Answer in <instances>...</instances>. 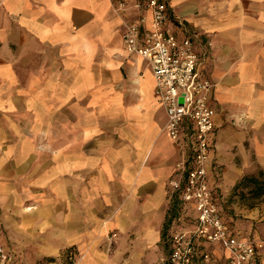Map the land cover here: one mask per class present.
Wrapping results in <instances>:
<instances>
[{
    "label": "crops",
    "instance_id": "1",
    "mask_svg": "<svg viewBox=\"0 0 264 264\" xmlns=\"http://www.w3.org/2000/svg\"><path fill=\"white\" fill-rule=\"evenodd\" d=\"M167 1L173 22L199 36L213 83L207 168L221 194L264 169V0ZM117 2L0 0V244L14 264L66 248L79 264H160L174 198L195 222L169 186L184 152L152 72L122 42L139 12ZM242 217L230 230L264 239V200Z\"/></svg>",
    "mask_w": 264,
    "mask_h": 264
},
{
    "label": "built area",
    "instance_id": "2",
    "mask_svg": "<svg viewBox=\"0 0 264 264\" xmlns=\"http://www.w3.org/2000/svg\"><path fill=\"white\" fill-rule=\"evenodd\" d=\"M117 4L120 10L139 12L136 21L123 22L122 42L128 52L148 63L154 95L166 112L165 130L184 152L169 186L178 193L180 203L196 211L194 237L180 247L181 237L173 236L171 263L187 264L196 239L197 245L205 242L222 249L224 264H258L262 243L230 230L219 208L218 192L209 184L207 164L215 130L214 111L209 106L213 83L199 69L203 57L194 48L199 36L173 22L167 0H135L132 4L118 0ZM209 257L202 254L203 261ZM0 264H14L12 254L1 244Z\"/></svg>",
    "mask_w": 264,
    "mask_h": 264
},
{
    "label": "rangeland",
    "instance_id": "3",
    "mask_svg": "<svg viewBox=\"0 0 264 264\" xmlns=\"http://www.w3.org/2000/svg\"><path fill=\"white\" fill-rule=\"evenodd\" d=\"M222 173L223 170L216 168L213 163L211 171L212 181L214 180L216 184L218 183V181H221V177L224 176ZM210 181L211 178H209V182ZM233 187L234 186L229 187V191H224L222 188L220 189L223 216L227 224L229 223L231 225L235 224L234 222L237 218L245 220V218L242 217V214H244L245 210L252 207H258L261 204L262 200H264L262 198L252 197L248 193V189L235 190L233 189ZM194 228L195 222L192 212L188 211V209L184 210L183 207H181L180 204L177 203L175 217L171 223L169 232L167 233L168 235L165 245L167 246V248L171 249L173 244V236H177L178 238L181 237L179 239V245H181L180 247L186 246L188 240L194 237ZM191 241L193 242V240ZM194 241L195 242L192 245L194 249H192L190 261L187 264H221L213 254V250L217 249L215 246H212L205 242H201L197 245L196 239ZM259 241L262 243L259 249L261 260L262 257H264V239H259ZM204 253L209 254V261H203L202 254ZM80 260L81 259L79 256V251H77L75 248H66L60 249L50 256L36 257L30 262H16L15 264H79ZM19 261L21 260L18 258V262ZM160 264H172L170 261L169 252H163V259H160Z\"/></svg>",
    "mask_w": 264,
    "mask_h": 264
},
{
    "label": "trees",
    "instance_id": "4",
    "mask_svg": "<svg viewBox=\"0 0 264 264\" xmlns=\"http://www.w3.org/2000/svg\"><path fill=\"white\" fill-rule=\"evenodd\" d=\"M233 189H248V193L252 197L264 199V169H257L255 173L243 176L233 187ZM218 203L221 213L223 214V208L221 203V195L218 193ZM178 200L174 198L171 202V207L168 211L167 217L165 219L163 230L161 233V238L163 241L167 239V230L170 226L172 219L175 217L176 204ZM171 253V249H169Z\"/></svg>",
    "mask_w": 264,
    "mask_h": 264
}]
</instances>
